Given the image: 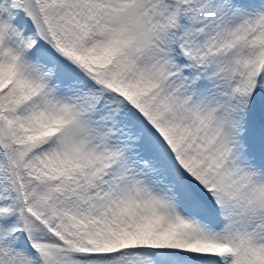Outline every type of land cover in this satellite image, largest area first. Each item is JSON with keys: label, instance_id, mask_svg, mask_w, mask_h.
I'll return each instance as SVG.
<instances>
[{"label": "snow or ice", "instance_id": "6c2138e0", "mask_svg": "<svg viewBox=\"0 0 264 264\" xmlns=\"http://www.w3.org/2000/svg\"><path fill=\"white\" fill-rule=\"evenodd\" d=\"M0 264H264V0H0Z\"/></svg>", "mask_w": 264, "mask_h": 264}]
</instances>
